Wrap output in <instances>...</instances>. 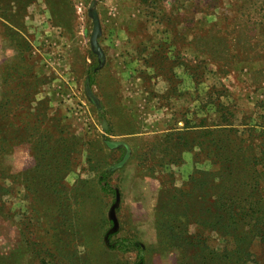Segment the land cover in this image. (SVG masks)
Returning a JSON list of instances; mask_svg holds the SVG:
<instances>
[{
  "label": "rangeland",
  "instance_id": "obj_1",
  "mask_svg": "<svg viewBox=\"0 0 264 264\" xmlns=\"http://www.w3.org/2000/svg\"><path fill=\"white\" fill-rule=\"evenodd\" d=\"M259 22L264 0H0V264H177L156 207L193 154L160 152L186 119L218 120L209 97L264 121ZM229 29L246 57L217 51Z\"/></svg>",
  "mask_w": 264,
  "mask_h": 264
},
{
  "label": "trees",
  "instance_id": "obj_2",
  "mask_svg": "<svg viewBox=\"0 0 264 264\" xmlns=\"http://www.w3.org/2000/svg\"><path fill=\"white\" fill-rule=\"evenodd\" d=\"M257 25L264 51V22ZM238 34L233 46L223 36L225 45L217 50L222 57L231 53L246 57L242 53L249 50L239 46ZM212 50L207 45L202 49L205 55ZM186 66L196 80L198 65L189 61ZM210 105L220 113L218 120L186 119L182 130L167 133L177 140L174 147L160 152L161 164H183L187 158L183 153H192L194 164L181 185L173 172L168 174L169 186L161 190L156 207L159 231L166 244L178 251L177 264H264V121L236 123L233 112H226L228 107L212 97L201 103V111L210 114ZM217 241L222 242L220 247ZM118 242L127 249L124 244L133 243V238L119 237ZM48 257V264H58L54 256Z\"/></svg>",
  "mask_w": 264,
  "mask_h": 264
},
{
  "label": "water",
  "instance_id": "obj_3",
  "mask_svg": "<svg viewBox=\"0 0 264 264\" xmlns=\"http://www.w3.org/2000/svg\"><path fill=\"white\" fill-rule=\"evenodd\" d=\"M90 16L93 19V30H92V34H91V45H92L93 51L98 55L100 66H102L104 64V61H105V54H104V51L101 48L99 41H98V38L100 37L101 31H102L99 13L95 8H93L90 11Z\"/></svg>",
  "mask_w": 264,
  "mask_h": 264
},
{
  "label": "crops",
  "instance_id": "obj_4",
  "mask_svg": "<svg viewBox=\"0 0 264 264\" xmlns=\"http://www.w3.org/2000/svg\"><path fill=\"white\" fill-rule=\"evenodd\" d=\"M165 90H167V87L165 88Z\"/></svg>",
  "mask_w": 264,
  "mask_h": 264
}]
</instances>
